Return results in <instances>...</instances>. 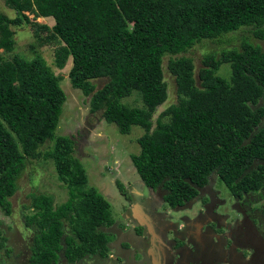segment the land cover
<instances>
[{"label":"trees","instance_id":"1","mask_svg":"<svg viewBox=\"0 0 264 264\" xmlns=\"http://www.w3.org/2000/svg\"><path fill=\"white\" fill-rule=\"evenodd\" d=\"M16 11L0 14V49L12 51L10 24L34 17H53L52 26L36 24L33 34L49 31L56 39L55 66L71 58V86L88 97L90 113L127 133L131 125L144 132L140 149L131 155L141 181L166 190L163 200L182 205L208 184L213 174L234 197L264 190V0H4ZM138 31L133 36L126 26ZM252 32L240 47L207 52L197 79L185 55L204 40L228 42L226 34ZM60 42V43H59ZM176 83L175 102L167 98L163 58ZM228 63L230 77L217 74ZM43 58L0 56V209L9 215V198L28 159L50 158L67 198L31 193L25 216L34 233L23 264H75L85 258L108 257L114 224L111 204L95 187L75 155V140L56 135L66 93ZM106 78L96 88L94 79ZM140 93L143 106L122 98ZM256 162V165L253 164ZM122 194L129 196L116 180ZM5 236L0 237L3 248ZM13 248H7V256ZM15 264V263H13Z\"/></svg>","mask_w":264,"mask_h":264},{"label":"rangeland","instance_id":"2","mask_svg":"<svg viewBox=\"0 0 264 264\" xmlns=\"http://www.w3.org/2000/svg\"><path fill=\"white\" fill-rule=\"evenodd\" d=\"M24 13L30 22L27 23L22 18L21 24H10L15 44L12 51L5 52L0 49V56L11 58L13 54H18L26 59H32L39 55L54 74L60 76L59 84L66 93V101L55 133L56 135L72 136L75 140V155L86 170L87 185L95 187L107 198L111 204L112 217L115 221L117 220L113 225L104 227V230L109 233L108 257L103 260L96 256L85 258L75 264H151L149 259L143 260V256L138 250L140 237L133 236L131 231H125L133 225L140 224V220L135 214L128 211L125 214L129 215L133 225L131 224L130 227L125 223H129L123 214L125 210L127 211L129 202L131 203V195L125 197L116 183V180L120 181L125 188L137 186L140 176L132 164L131 155L139 152L140 146L137 137L144 132V129L139 125H131L129 132L123 133L115 123H109L102 119L100 113H90L88 97L79 88L71 86L68 77L71 58L66 61L64 67L58 68L54 61L55 49L59 46L57 40H45V35L50 32L42 29L39 30V37L33 34L36 24L52 26L53 17H34L30 12L25 11ZM0 14L13 18L16 16V11L7 7L4 0H0ZM126 28L133 33L134 37L138 38V31L135 28L128 25ZM224 39H227L228 42L219 44L212 40H204L194 44L184 53L193 59L196 79L198 68L202 66L201 59L207 52L219 51L224 47H240L245 39L255 40V37L252 32H245L241 29L226 34ZM167 58V56L163 58V77L167 83V98L163 105L173 103L177 99L175 77L167 68ZM230 73L228 63L221 64L217 70V74L225 78H229ZM106 80V78H97L93 82L96 88H99ZM122 102L129 106L144 105L138 91H133L129 96L123 97ZM255 165L256 162L253 166ZM128 183L129 185H127ZM148 188V186L144 187L143 196L147 199L141 200L142 215L150 209L145 205L148 200L157 205L156 210L160 212L159 224L171 227L172 236L166 238V231L163 236L164 243L173 249H178L181 256H184L185 251H189L191 257L187 264H216V261L222 260L226 254L234 251L232 244L226 246V242L222 238L214 240L213 231L216 230H224L228 236L231 233V239H235L240 247L239 260L243 264H264V190L248 192L240 198L234 197L217 174H213L206 187L202 189L199 187L197 194L193 195L191 199L172 208L162 198L166 190L158 187L156 193L150 195ZM66 190L64 183L57 177L50 158L27 160L25 168L17 178V190L9 198L11 202L10 214L6 215L0 209V237H6L3 248L0 247V264H23L25 262L24 253L27 248H30L29 242L34 233L33 226L27 225L25 218L33 213V210L28 207L29 195L41 192L52 195L53 205L56 206L67 198ZM152 212L153 210H151ZM148 214L150 213L148 212ZM189 217H197V220L203 222L202 224L209 226V230L203 234L204 237L193 235L190 232ZM171 219L174 220V223L170 222ZM181 223L183 227L178 229L177 227ZM154 241L157 243V239L149 234L139 242L140 248L147 258L149 256L145 254L144 247L148 248ZM7 248H13V251L9 253L10 256L6 255ZM245 253H247L246 258H244ZM112 257L114 259L111 262L109 259ZM171 259L176 258L172 256ZM60 261L58 264L64 263V260L63 263ZM222 263L224 261L217 262V264ZM171 264L184 263L179 258ZM226 264L238 263L230 260Z\"/></svg>","mask_w":264,"mask_h":264},{"label":"crops","instance_id":"3","mask_svg":"<svg viewBox=\"0 0 264 264\" xmlns=\"http://www.w3.org/2000/svg\"><path fill=\"white\" fill-rule=\"evenodd\" d=\"M127 185H129V183ZM145 186L146 185L140 179L135 188H130L128 186L126 187L128 189V190L126 189L128 191V194L131 195V197H130L131 203L129 202V206L127 208V211L125 210L124 214H123V217L125 219H128V221H129V223L128 222H125V223L127 225L129 224L130 227L133 225L131 219L129 218V215L125 214V212L127 213L129 211L130 213L135 214V216H137L139 218L140 224H137V226L133 225L129 229L127 228L129 226H127L126 227L127 229L125 231H127V232L131 231L132 234H134L133 236H139L140 237L141 240L138 241V250H139L140 254L143 256V260L149 259L151 261V264H171V263H175L177 261V259L181 258L183 260V263L187 264L189 258L191 257L189 251H185L184 256H181L182 254H181V252H178V249H173L164 243L163 236H164L166 231H167L166 238L172 236V234L170 233L171 227L169 228L168 225H166V224H164V225L159 224L160 212H158L156 210L157 205H155L154 203H151V201L148 200L147 204H145V205L147 208H150L148 210V212L150 214H148V212H146V214L142 215V213H141V209H142L141 200L147 199L146 197H143ZM148 189L150 191V195H151V193L152 194L156 193V189L155 190H152L151 188H148ZM134 197H136V198H134ZM140 197H143V198H140ZM151 210H153L152 213H151ZM156 212H158V213H156ZM193 218L189 217L190 221L188 222V228H189L190 232L193 235L204 237L203 233H202V221L197 220L196 218H194V219ZM125 219H124V221H125ZM170 222L174 223V220L171 219ZM182 225L183 224L181 223L179 227H181ZM143 226H144V228H143ZM124 229L122 230L123 235L125 233ZM143 234H145V236H143ZM149 234H151L152 236H154L157 239V243L154 241L151 243V245H149L148 248H146V246L144 247L145 254L149 256L147 258L144 255V253L142 252V249L140 248L139 242L143 241L144 238L147 237V235H149ZM116 239H118V237H116ZM172 256L175 257L176 259H171ZM113 259L114 258L112 257L109 260L112 262Z\"/></svg>","mask_w":264,"mask_h":264},{"label":"flooded vegetation","instance_id":"4","mask_svg":"<svg viewBox=\"0 0 264 264\" xmlns=\"http://www.w3.org/2000/svg\"><path fill=\"white\" fill-rule=\"evenodd\" d=\"M207 185V184H206ZM206 185L205 186H203V187H201L200 189H202V188H204V187H206ZM198 217V216H197ZM197 217H196V219H197ZM203 223V222H202ZM183 226V225H182ZM208 225H206V224H202V233L204 234V233H206L209 229H208ZM178 229H180V227H177ZM213 238H214V240H219L220 238H222L225 242H226V246H229V245H231L232 244V248L234 249V251L232 252V253H228V254H226L225 256H224V258L222 259V260H219V261H216V264H217V262L218 263H221V262H223L224 261V263H222V264H226L228 261H230V260H233V261H235V262H237L238 264H243L240 260H239V254H240V247H238V243L235 241V239L234 240H232L231 239V233H230V235L228 236L227 235V232H225L224 230H216V231H213ZM237 241H238V239H237ZM246 254L247 253H245V256H244V258H246L247 256H246ZM213 258H214V260H215V257L213 256Z\"/></svg>","mask_w":264,"mask_h":264},{"label":"water","instance_id":"5","mask_svg":"<svg viewBox=\"0 0 264 264\" xmlns=\"http://www.w3.org/2000/svg\"><path fill=\"white\" fill-rule=\"evenodd\" d=\"M164 103V102H163ZM163 103L162 104H160L158 107H157V110L156 111H159V110H161L162 108H163Z\"/></svg>","mask_w":264,"mask_h":264},{"label":"clouds","instance_id":"6","mask_svg":"<svg viewBox=\"0 0 264 264\" xmlns=\"http://www.w3.org/2000/svg\"><path fill=\"white\" fill-rule=\"evenodd\" d=\"M40 17V16H39ZM42 17V16H41ZM153 190V189H152ZM162 198H163V195H162ZM178 227H179V225H178Z\"/></svg>","mask_w":264,"mask_h":264}]
</instances>
